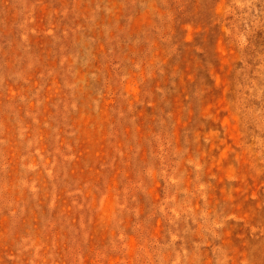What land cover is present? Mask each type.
I'll return each instance as SVG.
<instances>
[{"label": "rangeland", "instance_id": "rangeland-1", "mask_svg": "<svg viewBox=\"0 0 264 264\" xmlns=\"http://www.w3.org/2000/svg\"><path fill=\"white\" fill-rule=\"evenodd\" d=\"M0 264H264V0H0Z\"/></svg>", "mask_w": 264, "mask_h": 264}]
</instances>
